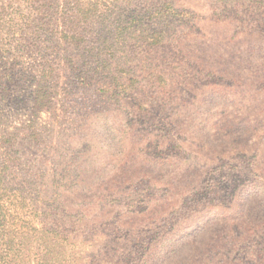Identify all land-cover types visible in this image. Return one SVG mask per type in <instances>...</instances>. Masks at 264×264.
Listing matches in <instances>:
<instances>
[{
	"label": "rangeland",
	"instance_id": "374dc122",
	"mask_svg": "<svg viewBox=\"0 0 264 264\" xmlns=\"http://www.w3.org/2000/svg\"><path fill=\"white\" fill-rule=\"evenodd\" d=\"M71 1L0 0V264H264L262 10Z\"/></svg>",
	"mask_w": 264,
	"mask_h": 264
},
{
	"label": "trees",
	"instance_id": "16d2710c",
	"mask_svg": "<svg viewBox=\"0 0 264 264\" xmlns=\"http://www.w3.org/2000/svg\"><path fill=\"white\" fill-rule=\"evenodd\" d=\"M26 1L39 14H41L40 12L46 14L49 11V9L52 8V6H53L49 17H55L56 10H57V8H55V7H58V5H59V0H26ZM242 1L243 0H217L216 2L218 4H216V7L217 8L221 7V9L225 12H233L236 10L240 11V10H242V8L244 6V3H242ZM79 2H80V0H72L71 3L73 5H71L69 13L67 15L61 16V17H88V15H89L88 10H89V8H91V5H89L90 3H88V0H85L79 6ZM36 3H38L37 6H35ZM85 3H87V4L84 6ZM247 8L250 9V12L253 9H255L256 12L262 10L263 15H264V0H252L251 5L247 6ZM11 78H12V76L10 75V73H8L7 70H1L0 71V80H1L0 81V100L10 97L8 82H11L10 81V80H12ZM2 200H0V232H1L0 233V240H1V245L4 244L6 246H10V248L12 249V247H11L12 244L10 245V239L7 237V222H8L7 217H8L9 213L4 208L5 207L4 201H6V199L3 201ZM40 231H42L43 233H46V235H45L46 241L49 237L56 239V236H57L56 230L42 228ZM3 233H5V235H6L5 238L3 237ZM108 264H111V262H109Z\"/></svg>",
	"mask_w": 264,
	"mask_h": 264
}]
</instances>
